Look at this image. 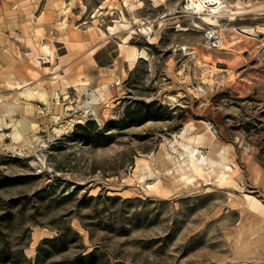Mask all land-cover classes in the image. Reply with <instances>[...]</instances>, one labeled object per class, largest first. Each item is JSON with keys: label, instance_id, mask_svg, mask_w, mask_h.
<instances>
[{"label": "rangeland", "instance_id": "374dc122", "mask_svg": "<svg viewBox=\"0 0 264 264\" xmlns=\"http://www.w3.org/2000/svg\"><path fill=\"white\" fill-rule=\"evenodd\" d=\"M225 1L218 51L188 0H0V264H264V0Z\"/></svg>", "mask_w": 264, "mask_h": 264}, {"label": "bare ground", "instance_id": "6f19581e", "mask_svg": "<svg viewBox=\"0 0 264 264\" xmlns=\"http://www.w3.org/2000/svg\"><path fill=\"white\" fill-rule=\"evenodd\" d=\"M189 4L194 6L195 11L201 15L202 21L209 25L210 27H221L222 24L220 23V20L218 18L219 13L228 12L229 15L232 16V20L235 21V15L236 14H251L256 13V11H259L256 6H242L240 3L238 6L235 4H229L225 0H188ZM208 11V12H206ZM258 14V13H256ZM261 14H264V12H261ZM137 20H140L137 18ZM235 32L238 34L251 37L254 39H260L258 36L261 34H264V29L260 28V26H250V25H242L239 27H233L232 28ZM224 30H228L224 28ZM260 37V36H259ZM263 40V39H260ZM228 36L224 33L223 34V42L221 46L217 49L218 51H224L228 50L230 48V45L227 44ZM234 43V42H233ZM237 43V42H236ZM235 44V43H234ZM209 50L213 48H208ZM216 50V49H214ZM132 53L134 56L138 54L135 50H132ZM214 56L213 52H209L207 57L212 59ZM98 99L95 98L93 101H97ZM180 138H187L186 142L180 140ZM176 144L173 142V146H177L178 144L184 148L186 154H187V160H188V167L186 164H184V160H181L180 157L177 158L178 164H177V172L178 174L188 180L193 181L198 178V176L204 177L206 175L205 170V164L210 163L211 165L217 164V160L212 157H205L204 154H201L198 147L195 145H192V142H195L197 140V137L191 135L189 136V130L188 127H186L183 131H181L179 134L175 136ZM192 141V142H191ZM219 156L223 157V152L221 151L219 153ZM171 160L175 159V156L170 155L169 156ZM143 163V165L141 164ZM142 166L143 169H147L148 172H145V174L141 177V180L143 182H147L149 179L155 178V172L152 168L150 159L148 157H143L138 160V164L136 167L135 172L139 171ZM225 175V174H224ZM149 184V183H148ZM149 187H152L153 185L149 184Z\"/></svg>", "mask_w": 264, "mask_h": 264}, {"label": "built area", "instance_id": "2783aa9c", "mask_svg": "<svg viewBox=\"0 0 264 264\" xmlns=\"http://www.w3.org/2000/svg\"><path fill=\"white\" fill-rule=\"evenodd\" d=\"M205 42L209 48H219L223 42V35L217 28L210 27L205 31ZM260 52L264 54V43L260 47Z\"/></svg>", "mask_w": 264, "mask_h": 264}, {"label": "water", "instance_id": "95a60500", "mask_svg": "<svg viewBox=\"0 0 264 264\" xmlns=\"http://www.w3.org/2000/svg\"><path fill=\"white\" fill-rule=\"evenodd\" d=\"M264 36V35H263Z\"/></svg>", "mask_w": 264, "mask_h": 264}]
</instances>
